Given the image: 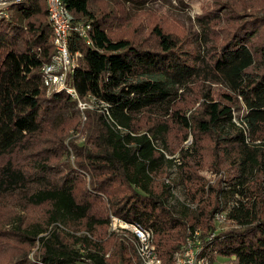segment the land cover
<instances>
[{
  "label": "trees",
  "instance_id": "16d2710c",
  "mask_svg": "<svg viewBox=\"0 0 264 264\" xmlns=\"http://www.w3.org/2000/svg\"><path fill=\"white\" fill-rule=\"evenodd\" d=\"M96 1L63 0L76 23L91 25L88 38L72 35L70 49L82 56L68 83L109 105V114L87 109L85 119L68 93L47 94L43 85L55 50L46 0H24L0 18V193L26 192L22 207L0 201V264L30 262L38 244L34 264H135L119 231L136 237L111 232L112 217L149 228L164 264H176L198 224L206 225L200 256L208 263L222 256L264 264V0L250 2L263 10L248 19L223 14L228 3H217L197 17L192 41L163 20L141 39L135 24L126 31L128 0L104 10L92 8ZM195 83L224 92H205L200 115H188L179 101ZM172 125L208 135L215 155L233 164L229 178L207 186L194 169L203 165L195 145L169 158L158 140L169 151ZM70 128L83 145L65 143ZM173 165L187 200L197 203L191 219L188 205H169L176 183L163 175ZM222 212L232 225L217 231Z\"/></svg>",
  "mask_w": 264,
  "mask_h": 264
},
{
  "label": "rangeland",
  "instance_id": "374dc122",
  "mask_svg": "<svg viewBox=\"0 0 264 264\" xmlns=\"http://www.w3.org/2000/svg\"><path fill=\"white\" fill-rule=\"evenodd\" d=\"M116 1L118 0H98L94 2L92 8L95 10H104L109 9V7H114L116 9L117 7H120V5ZM225 1L228 4H226L227 8L223 11V14L231 13L236 17V19H248L250 18V15L252 13L258 14L259 11L261 12L263 10L259 8L261 6L260 1L263 0H134V2L128 0L124 1L126 8L123 7L125 9L124 13H126L127 17L131 19L130 24L126 27V31L133 33L135 24L137 28V33L133 35H137L138 37L143 39L147 35V33H149L148 30L149 25L151 23L163 20V22H166V24L175 25L173 29L179 32L185 38V41L187 37L189 41H192L196 33L200 31V25L197 17L201 15L205 10L210 9L214 6H218L217 3H222ZM250 2H255V4L260 2V5L257 9H255L256 7L251 6ZM209 90H212L213 94L216 97L219 96L222 92H224L223 87L214 83H195L190 87V89L185 91L183 90L182 96L179 101V107L183 108L186 112H188V115L194 113L200 115L197 111L199 110L200 103L204 97V93ZM243 109L244 108H240L239 110L236 109V111L234 112L235 115L238 116L239 114H241ZM153 117L155 118V116ZM147 121L148 119L144 117L143 120L140 122V125H146ZM235 121L237 124H239L238 118H236ZM67 135L68 136H66L67 138L65 141L67 145L68 142L73 139L77 140L78 143L81 145L85 143V138L79 130L77 131L70 128L68 130ZM168 142L169 151L171 153L167 151L165 147H163L160 140H158V146L166 151V155L169 158H175V155L179 154V151L184 148H191L193 147V145L197 147L198 152H201L203 158V165L195 167L194 169L196 173H199L200 175L204 174L207 177V186H218L223 179L226 180L227 178H229V170L234 169L232 168L233 164L223 153L219 152L218 157L215 155L214 143L212 139L208 135L200 133L199 131L194 132L193 130H188L178 125H172L170 133L168 134ZM70 159L71 161H73V156H71ZM176 161H178V159H176ZM216 167H218L219 170L215 169ZM165 171L166 173L163 175V179L173 180L176 183L175 187L173 188V196L169 199L170 207L174 211H179L180 209H182V204L188 205L193 210H191V212L189 213L191 219L196 215L195 209L197 208V203H190L186 197L188 196L187 189L178 184L177 181L179 176V170L177 166L173 165L171 168L167 167ZM222 183V185H228L227 182ZM261 186L262 181L260 180V177H258L257 180L254 182V187H259L260 190ZM25 193L26 192L19 189L7 193H0V201L18 207H22L25 202ZM230 197L231 196H229V198L227 199L231 200ZM41 211L42 210H36L35 214L39 215L41 214ZM221 215L224 217L221 221L216 219L215 221H213V224L215 225L217 231H220L232 225L231 223L225 220L224 212H222ZM205 227V224H198L195 232H193L192 234L189 230L185 237L184 248L187 244V238L189 236L192 237L193 240H195L196 238L202 240V233L205 231ZM110 231L113 232V229H110ZM196 232L198 234H196ZM119 233L121 235H126L129 237V239L127 238V241H131L129 257L133 260L135 264H141L139 255L137 253V241L132 240V237L128 232L119 231ZM184 248L178 251L177 253L183 252ZM38 250L39 244L31 251L29 257L31 261L25 264H34L32 259H34L35 252H37ZM107 254H111V252H108ZM107 257H109V255H107ZM165 264L168 263L165 261ZM206 264H233V262L230 261L229 258L217 256L213 259L211 263L209 261V263L207 262Z\"/></svg>",
  "mask_w": 264,
  "mask_h": 264
},
{
  "label": "built area",
  "instance_id": "2783aa9c",
  "mask_svg": "<svg viewBox=\"0 0 264 264\" xmlns=\"http://www.w3.org/2000/svg\"><path fill=\"white\" fill-rule=\"evenodd\" d=\"M23 1L0 0V18H10L13 7ZM46 2L55 48L50 61L42 67L43 85L47 94L59 91L68 93L76 101L84 119L86 118L84 111L87 109L101 108L103 111L106 110V114H109L107 102L93 95L82 97L78 90L68 83L69 75L78 65L82 56L81 52H73L70 49L72 35L78 32L79 35L88 38V29L91 25L82 22L76 23L73 14L63 0H46ZM222 218L224 217L220 213L216 215L217 220L221 221ZM111 227L113 230H128L135 235L141 264H163L162 258L157 253L153 232L149 228L140 223H128L116 217H112ZM196 234L198 233L196 232ZM202 249V240L197 238L193 240L189 236L183 252L176 255V264H206L208 259L200 256Z\"/></svg>",
  "mask_w": 264,
  "mask_h": 264
}]
</instances>
